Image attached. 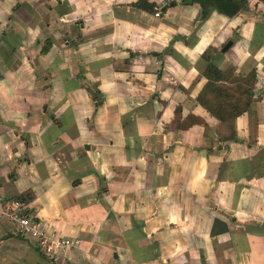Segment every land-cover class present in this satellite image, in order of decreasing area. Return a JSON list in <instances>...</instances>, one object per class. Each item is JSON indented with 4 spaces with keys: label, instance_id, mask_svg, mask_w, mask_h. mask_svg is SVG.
Returning a JSON list of instances; mask_svg holds the SVG:
<instances>
[{
    "label": "crops",
    "instance_id": "crops-1",
    "mask_svg": "<svg viewBox=\"0 0 264 264\" xmlns=\"http://www.w3.org/2000/svg\"><path fill=\"white\" fill-rule=\"evenodd\" d=\"M138 1L0 0V264H264V0ZM209 63L253 76L236 142L198 102ZM15 199L77 247L16 237Z\"/></svg>",
    "mask_w": 264,
    "mask_h": 264
},
{
    "label": "trees",
    "instance_id": "trees-1",
    "mask_svg": "<svg viewBox=\"0 0 264 264\" xmlns=\"http://www.w3.org/2000/svg\"><path fill=\"white\" fill-rule=\"evenodd\" d=\"M199 4L202 8V20L206 18L209 10L213 9L219 14L227 17L234 16L237 12L245 10L247 7L245 0H189L184 1L181 4ZM133 8L143 10L146 12H152L153 6L149 5L144 0H139L132 5ZM206 56L204 55V58ZM232 71L227 73H220L212 64L209 63L206 70L204 71V77L208 80L207 85L199 95L198 102L208 113L215 117L220 122H226L229 127V137L227 141L236 142V132L233 126L234 120L246 113L253 103V76L248 77L250 81V88L243 89L239 83L244 80H238L236 88L229 89L230 87L224 85H217L218 82L228 81L229 77H232ZM248 81V80H247ZM249 84V83H248ZM234 93L230 95V93ZM91 99L96 105L102 103L99 93L93 90L89 91ZM20 202V199H16ZM226 232V230H224ZM215 232L212 231V234Z\"/></svg>",
    "mask_w": 264,
    "mask_h": 264
},
{
    "label": "built area",
    "instance_id": "built-area-1",
    "mask_svg": "<svg viewBox=\"0 0 264 264\" xmlns=\"http://www.w3.org/2000/svg\"><path fill=\"white\" fill-rule=\"evenodd\" d=\"M189 0H162L155 17L160 11L172 4H181ZM5 216L15 225V236L34 242V246L46 258H53L57 253H66L77 247L78 241L58 235L56 232L45 231L42 222L30 214L28 207L18 200H11L5 205Z\"/></svg>",
    "mask_w": 264,
    "mask_h": 264
},
{
    "label": "rangeland",
    "instance_id": "rangeland-1",
    "mask_svg": "<svg viewBox=\"0 0 264 264\" xmlns=\"http://www.w3.org/2000/svg\"><path fill=\"white\" fill-rule=\"evenodd\" d=\"M248 80V81H247ZM250 79L249 78H247L246 80H244L243 82H241V83H239L240 84V86H242L243 87V89H246V88H250ZM249 83V84H248ZM238 84V85H239ZM238 85H236V87L238 86ZM234 93L232 92V93H230V95H233ZM228 126V125H227ZM229 129V128H228Z\"/></svg>",
    "mask_w": 264,
    "mask_h": 264
},
{
    "label": "water",
    "instance_id": "water-1",
    "mask_svg": "<svg viewBox=\"0 0 264 264\" xmlns=\"http://www.w3.org/2000/svg\"><path fill=\"white\" fill-rule=\"evenodd\" d=\"M174 6V5H172ZM232 43L228 42L221 50L222 53H225L230 47H231Z\"/></svg>",
    "mask_w": 264,
    "mask_h": 264
}]
</instances>
